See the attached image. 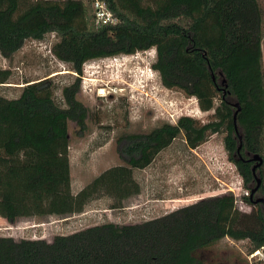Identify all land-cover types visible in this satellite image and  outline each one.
<instances>
[{
	"label": "trees",
	"instance_id": "obj_1",
	"mask_svg": "<svg viewBox=\"0 0 264 264\" xmlns=\"http://www.w3.org/2000/svg\"><path fill=\"white\" fill-rule=\"evenodd\" d=\"M99 1L115 24H95L93 0H0V56L10 59L26 42L54 35L53 56L75 75L62 89V105L47 79L25 81L15 98L0 93V218L14 224L28 217L72 216L101 199L110 202L107 210L122 209L145 192L135 171L153 165L180 137L190 151L220 133L249 193L256 180L248 159H262L258 191L243 197L252 210L241 212L233 196L223 195L139 222L104 220L50 242L0 236V264H207L197 253L223 239L248 242V255L264 249L263 208L253 203L264 199V30L258 0ZM150 49L162 86L195 98L201 111L213 114L204 123L182 116L175 124L120 136L122 163L72 194L68 125L74 124L78 138L86 133L88 109L77 99L84 64ZM9 78L0 69V87ZM150 195L154 201L175 198Z\"/></svg>",
	"mask_w": 264,
	"mask_h": 264
},
{
	"label": "rangeland",
	"instance_id": "obj_2",
	"mask_svg": "<svg viewBox=\"0 0 264 264\" xmlns=\"http://www.w3.org/2000/svg\"><path fill=\"white\" fill-rule=\"evenodd\" d=\"M258 2L263 11L264 30V0ZM54 42V35H48L40 42H26L10 59L0 56V69L10 73L9 83L0 87V93L15 98L25 81L47 79L56 87L55 101L62 105V89L73 82L75 75L53 56ZM261 49L264 73V35ZM155 57V49H150L84 64L77 99L88 109L86 133L78 138L74 135V124L68 125L72 194L106 169L122 163L117 144L120 136L146 133L163 123L175 124L182 116L203 123L210 119L213 110L203 112L195 98L162 86L158 73L151 67ZM223 137V133L214 134L190 151L181 137L175 140L153 165L135 171L134 176L145 191L144 198L131 197L123 203L122 209L107 210L110 202L101 199L88 203L86 209L90 210L72 216L28 217L14 224L0 218V236L16 241L44 239L50 242L56 235H68L104 220L139 222L154 212L223 195L233 196L238 210L250 213L252 207L243 200L249 191L242 186L235 166L228 160ZM150 193L174 196L178 200L154 201ZM247 249L246 241L223 239L198 252L197 256L207 264H257L258 258L248 259Z\"/></svg>",
	"mask_w": 264,
	"mask_h": 264
},
{
	"label": "built area",
	"instance_id": "obj_3",
	"mask_svg": "<svg viewBox=\"0 0 264 264\" xmlns=\"http://www.w3.org/2000/svg\"><path fill=\"white\" fill-rule=\"evenodd\" d=\"M92 10L94 15L95 24L97 26H109L116 23V19L113 15L106 9V6L103 2L99 0H93ZM264 249L255 252L252 255H249L248 259L258 258V261L263 260Z\"/></svg>",
	"mask_w": 264,
	"mask_h": 264
},
{
	"label": "water",
	"instance_id": "obj_4",
	"mask_svg": "<svg viewBox=\"0 0 264 264\" xmlns=\"http://www.w3.org/2000/svg\"><path fill=\"white\" fill-rule=\"evenodd\" d=\"M221 77H222V74L220 73L219 74ZM221 83L224 84V79H221ZM225 93L223 92V95ZM235 108H237V110L239 109L238 105H234ZM234 124H235V118H234ZM240 146L238 147V150H239ZM248 161H252L254 162V165L252 167V173L254 174L255 176V180H256V186L250 191V193L248 194L250 198L253 197V195H255L258 191V188H259V185H260V180L256 177V170L261 166L262 164V159L257 156V155H254L253 157L249 158ZM254 204H261L262 205V208H263V214H264V199L263 198H256V200L253 202ZM263 261H264V252H263Z\"/></svg>",
	"mask_w": 264,
	"mask_h": 264
},
{
	"label": "crops",
	"instance_id": "obj_5",
	"mask_svg": "<svg viewBox=\"0 0 264 264\" xmlns=\"http://www.w3.org/2000/svg\"><path fill=\"white\" fill-rule=\"evenodd\" d=\"M132 198H135V200L140 198V199L142 200V199L144 198V196H143V193H141V194H139V195H137V196H135V197H132ZM129 200H131V198L128 199V200H126V201H129ZM174 200H178V199H174ZM126 201H125V202H126ZM125 202H124V203H125ZM132 204H134V203H132ZM125 207H126V206H125ZM125 207H124V208H125ZM125 209H126V208H125ZM131 211H133V210H131ZM226 240H229V239H226ZM240 242H241V241H240Z\"/></svg>",
	"mask_w": 264,
	"mask_h": 264
}]
</instances>
